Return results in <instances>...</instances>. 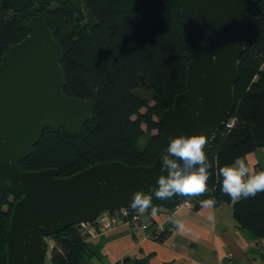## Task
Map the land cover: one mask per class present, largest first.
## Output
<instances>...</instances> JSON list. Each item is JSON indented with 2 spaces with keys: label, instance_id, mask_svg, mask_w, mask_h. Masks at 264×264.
Segmentation results:
<instances>
[{
  "label": "trees",
  "instance_id": "1",
  "mask_svg": "<svg viewBox=\"0 0 264 264\" xmlns=\"http://www.w3.org/2000/svg\"><path fill=\"white\" fill-rule=\"evenodd\" d=\"M31 16L44 19L61 47L63 93L92 102L94 114L74 136L63 129L45 130L31 155L20 162V170L55 169L65 178L98 162L150 165L163 148L159 116L185 90L191 27L181 15L180 1L0 0V60L9 45L28 34L24 21ZM238 65L234 104L226 117L234 124L215 133L207 154V183L214 189L215 206H230L237 226L259 243L264 240V191L233 200L221 191L218 169L264 147V0L248 12L247 41ZM140 79L151 91L152 105L136 91ZM9 195L19 198L7 190L1 202L0 264H7L5 236L15 202H8ZM209 195L184 199L196 210L201 208L199 200ZM166 234L165 228L159 239ZM48 247L49 263L44 257L42 264H94L97 255L81 224L45 238V256ZM122 264L146 262L130 258Z\"/></svg>",
  "mask_w": 264,
  "mask_h": 264
},
{
  "label": "water",
  "instance_id": "2",
  "mask_svg": "<svg viewBox=\"0 0 264 264\" xmlns=\"http://www.w3.org/2000/svg\"><path fill=\"white\" fill-rule=\"evenodd\" d=\"M191 27L185 90L163 110V148L150 165L98 162L69 177L55 169L21 171L45 130L77 135L94 105L63 93L62 50L44 19L24 21L28 34L9 45L0 60V206L7 190L14 202L6 232L7 264H42L44 239L67 227L92 222L107 210L130 208L134 191L152 195L160 156L170 137L204 134L206 155L234 104L232 85L247 41V15L262 0H179ZM184 196L161 200L170 207Z\"/></svg>",
  "mask_w": 264,
  "mask_h": 264
},
{
  "label": "crops",
  "instance_id": "3",
  "mask_svg": "<svg viewBox=\"0 0 264 264\" xmlns=\"http://www.w3.org/2000/svg\"><path fill=\"white\" fill-rule=\"evenodd\" d=\"M251 171L264 169V147L244 158ZM151 217L153 228L164 222L167 234L150 240L141 229L116 226L89 238L96 254L94 264H122L130 258L143 259L146 264H261L264 261V240L258 243L253 234L239 228L230 206L219 204L214 209H158ZM215 212L214 221L206 219ZM182 220L187 231L181 233L172 223ZM51 245V244H50ZM49 245V246H50Z\"/></svg>",
  "mask_w": 264,
  "mask_h": 264
},
{
  "label": "clouds",
  "instance_id": "4",
  "mask_svg": "<svg viewBox=\"0 0 264 264\" xmlns=\"http://www.w3.org/2000/svg\"><path fill=\"white\" fill-rule=\"evenodd\" d=\"M207 144L204 134L187 135L184 133L170 137L165 150L160 156L161 174L157 176L154 196L164 200L174 196L191 197L208 192L207 198L199 200L203 209H214L216 198L214 189L208 185L210 176L209 161L205 151ZM218 175L222 178L221 191L233 200L249 198L264 191V170L253 173L244 159H238L234 164L221 166ZM153 194L134 191L129 207L140 214L148 212L151 217L158 215V208L153 204ZM191 203L190 200H185ZM206 219L214 221L215 212L209 211ZM172 223L179 232L187 231L185 223L176 219ZM163 228V224L160 225Z\"/></svg>",
  "mask_w": 264,
  "mask_h": 264
},
{
  "label": "built area",
  "instance_id": "5",
  "mask_svg": "<svg viewBox=\"0 0 264 264\" xmlns=\"http://www.w3.org/2000/svg\"><path fill=\"white\" fill-rule=\"evenodd\" d=\"M233 124L234 119H231L227 122L225 121L224 126L225 128H230ZM262 170L264 169H256L255 171H253V173ZM185 200L186 199H183L182 201L171 207L173 213L185 208H192V203H186ZM149 213L150 209L144 214H140L136 210H133L131 208L107 210L99 214L92 222L81 223V225L89 235V238L116 226L126 225L132 230L141 229L143 232L145 231L146 237L150 240H158L165 229L164 222L157 224L153 228H151V216L149 215ZM161 224H163V228L160 227Z\"/></svg>",
  "mask_w": 264,
  "mask_h": 264
},
{
  "label": "rangeland",
  "instance_id": "6",
  "mask_svg": "<svg viewBox=\"0 0 264 264\" xmlns=\"http://www.w3.org/2000/svg\"><path fill=\"white\" fill-rule=\"evenodd\" d=\"M84 17L87 16V13L84 11L83 12ZM137 93L145 98H147L149 100V104L152 105L153 101H152V94L150 89L148 88L147 84L145 83L144 80L140 79L139 80V85L137 88ZM145 109H142L141 112H144ZM142 128H144V125H142ZM154 133V131H153ZM8 202H14L15 198L12 195H9V197L7 198ZM3 209H7L6 205L3 206ZM46 243L48 244V246L51 244L50 240H46ZM49 251H50V247H48L46 256H45V262L49 263Z\"/></svg>",
  "mask_w": 264,
  "mask_h": 264
}]
</instances>
